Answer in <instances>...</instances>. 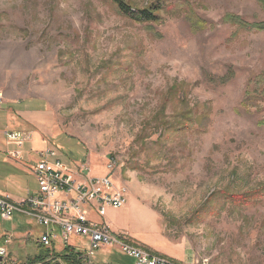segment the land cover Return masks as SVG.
<instances>
[{
  "label": "rangeland",
  "instance_id": "obj_1",
  "mask_svg": "<svg viewBox=\"0 0 264 264\" xmlns=\"http://www.w3.org/2000/svg\"><path fill=\"white\" fill-rule=\"evenodd\" d=\"M123 1L163 9L139 23L110 0H0V193L30 195L35 152L55 147L92 177L110 172L127 203L105 221L143 250L264 264V31L225 18L252 24L264 11L255 0ZM7 131L30 140L19 150ZM38 232L0 220L4 264H40ZM93 264L131 261L102 249Z\"/></svg>",
  "mask_w": 264,
  "mask_h": 264
},
{
  "label": "built area",
  "instance_id": "obj_2",
  "mask_svg": "<svg viewBox=\"0 0 264 264\" xmlns=\"http://www.w3.org/2000/svg\"><path fill=\"white\" fill-rule=\"evenodd\" d=\"M3 101L0 93V107ZM3 137L7 145H15L19 150L30 140L24 133L14 131L5 132ZM35 156L36 162L29 173L36 189L17 201L0 194V220L12 222L14 216H19L34 225L39 230L34 242L49 251L50 258L66 251L81 264H93L98 250L110 249L132 264H180L147 252L125 236L111 231L105 221L107 210L124 207L127 196L115 185L109 171L107 175L92 177L88 164L68 165L61 160L55 147L47 145L35 152ZM11 158L23 160L20 152L11 154ZM2 236L5 238L7 234ZM71 239L80 242L73 245ZM7 257L0 240V264H4ZM56 262L61 264L59 260Z\"/></svg>",
  "mask_w": 264,
  "mask_h": 264
},
{
  "label": "trees",
  "instance_id": "obj_3",
  "mask_svg": "<svg viewBox=\"0 0 264 264\" xmlns=\"http://www.w3.org/2000/svg\"><path fill=\"white\" fill-rule=\"evenodd\" d=\"M111 3L115 6L117 12L122 17L134 20L139 23H150L159 20V16L157 15L162 9L163 6L161 4H153L149 5L147 8L141 9L140 11H135V13H131V8L123 1V0H110ZM264 11V0H255ZM228 22L233 23L237 26L238 29H242L245 31H264V21L257 23H246L235 16H226L225 17ZM224 80L223 78L220 79ZM52 261V264H60L56 263V260H59L61 264H81V261L77 260L76 257L68 255V252L64 251L55 255V258H50L49 251L42 250L38 253L37 256L34 257V260L30 263H34V261H39L40 264L44 263V261ZM50 263V262H49ZM132 264V262H131Z\"/></svg>",
  "mask_w": 264,
  "mask_h": 264
},
{
  "label": "crops",
  "instance_id": "obj_4",
  "mask_svg": "<svg viewBox=\"0 0 264 264\" xmlns=\"http://www.w3.org/2000/svg\"><path fill=\"white\" fill-rule=\"evenodd\" d=\"M2 106H4V104H2L1 105V107ZM0 107V108H1ZM27 113L28 112H24V111H21V112H16V115L18 116V117H22V119H24V116L25 115H27ZM14 132H18V131H14ZM13 146H15V145H13ZM16 147V146H15ZM10 159H12L13 161H15V162H17L18 164H22V162L21 161H19V160H17V159H13V158H10ZM70 165H72V164H70ZM28 171H29V169H28ZM1 195H5V194H3V193H0ZM114 232V231H113ZM114 233H116V234H118L117 232H114ZM134 239V238H133ZM138 244V243H137ZM139 246H141V245H139ZM43 250V249H42ZM102 251V250H101ZM116 252V251H115ZM161 252H163V254H165V255H167V256H170V257H172V258H175V259H177V260H179V261H184V258H183V256L181 255V253L180 252H174L173 251V249H169V248H167V250H164V251H161ZM117 254H119L118 252H116ZM58 255V254H57ZM120 255V254H119Z\"/></svg>",
  "mask_w": 264,
  "mask_h": 264
}]
</instances>
